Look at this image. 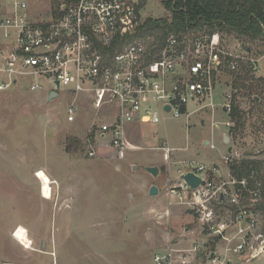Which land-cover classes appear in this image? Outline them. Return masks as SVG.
I'll list each match as a JSON object with an SVG mask.
<instances>
[{"label":"rangeland","instance_id":"rangeland-1","mask_svg":"<svg viewBox=\"0 0 264 264\" xmlns=\"http://www.w3.org/2000/svg\"><path fill=\"white\" fill-rule=\"evenodd\" d=\"M59 1L28 0L32 17L50 18ZM140 14L144 20L169 11L161 0H146ZM221 34L223 50L243 56L242 61L257 60L250 79L238 80L225 69L213 92V109L192 112L198 104L189 102L188 117L163 114L157 123L130 124L128 141L139 147L123 159L93 137L101 112L93 111L84 96L77 98L76 118L68 121V94L48 100L45 92L24 87L0 91V264H153V253L170 236L197 227L186 205H168L178 165L202 164L219 183L229 179L226 154L264 159V38ZM234 95L244 124L236 131H230L233 123L228 127L229 151L211 120L226 128L230 118L223 103ZM204 139H212L215 147L204 145ZM163 143L173 149L169 161L157 148ZM90 146L96 155L87 154ZM146 166H157L158 174L151 175ZM37 169L52 181L50 197L42 195ZM148 182L158 185L157 195L148 194ZM19 226L25 228L31 249L13 237ZM242 264H264V259Z\"/></svg>","mask_w":264,"mask_h":264},{"label":"built area","instance_id":"built-area-1","mask_svg":"<svg viewBox=\"0 0 264 264\" xmlns=\"http://www.w3.org/2000/svg\"><path fill=\"white\" fill-rule=\"evenodd\" d=\"M140 9L138 0H60L50 18L34 19L28 0H0V91L24 87L56 91L57 98L68 94V121L76 118L77 98L84 96L101 112L93 137L123 159L139 147L128 141L130 124L157 123L163 114L188 117L189 102L198 104L196 110L213 109V92L225 69L239 71L241 62L251 72L257 69V60L242 61L243 56L223 50L221 30L172 33L162 46L152 36L134 37L143 21ZM223 109L229 113L230 102ZM207 145L215 147L212 139ZM157 148L169 161L173 149L165 143ZM96 152L93 146L87 150L89 156ZM231 160L224 156L226 163ZM207 170L190 162L176 167L168 205H186L197 227L170 236L153 253V264H233L234 258L242 264L264 258V231L251 208L258 189L249 188L247 178L233 177L229 168V179L219 183ZM190 171L201 177L195 188L180 178Z\"/></svg>","mask_w":264,"mask_h":264},{"label":"trees","instance_id":"trees-1","mask_svg":"<svg viewBox=\"0 0 264 264\" xmlns=\"http://www.w3.org/2000/svg\"><path fill=\"white\" fill-rule=\"evenodd\" d=\"M169 11L168 16L146 17L137 28L134 37L152 36L162 46L169 34H183L192 30L236 33L251 39L264 38V8L262 0H161ZM146 0H138L141 8ZM53 12H56L54 10ZM262 24V25H261ZM131 38V37H130ZM239 71H231L238 80H246L251 73L248 63L241 62ZM250 79V78H249ZM230 131L243 126L241 109L235 95L230 100ZM76 144L79 140L73 139ZM68 142L66 150L69 151ZM231 175L236 178H247L248 187L258 189L252 209L259 215L264 231V159L245 157L232 159L228 163ZM253 175V177H252ZM248 199L246 200V203ZM219 207L235 210L226 203Z\"/></svg>","mask_w":264,"mask_h":264},{"label":"bare ground","instance_id":"bare-ground-1","mask_svg":"<svg viewBox=\"0 0 264 264\" xmlns=\"http://www.w3.org/2000/svg\"><path fill=\"white\" fill-rule=\"evenodd\" d=\"M36 177L41 181V191L44 197L51 196V179L43 169H37L35 173ZM13 237L19 242L24 248L31 249V242L26 234L24 227L19 226L15 231Z\"/></svg>","mask_w":264,"mask_h":264},{"label":"water","instance_id":"water-1","mask_svg":"<svg viewBox=\"0 0 264 264\" xmlns=\"http://www.w3.org/2000/svg\"><path fill=\"white\" fill-rule=\"evenodd\" d=\"M57 96V92L56 91H50L47 95V99L50 100L52 98H56ZM169 107L166 106V109H168ZM225 141H228V138L226 136ZM145 170L148 171L151 175L156 176L159 172V168L157 166H146ZM181 179H183L190 187L195 188L197 187L200 182H201V177L199 175H197L194 172H186L184 174H181L180 176ZM148 194L153 196V195H157L158 194V186L155 184H152L149 187L148 190ZM44 242L41 245V248H44Z\"/></svg>","mask_w":264,"mask_h":264},{"label":"crops","instance_id":"crops-1","mask_svg":"<svg viewBox=\"0 0 264 264\" xmlns=\"http://www.w3.org/2000/svg\"><path fill=\"white\" fill-rule=\"evenodd\" d=\"M223 94V93H222ZM224 97V96H223ZM224 99V98H223ZM195 103V102H194ZM197 108V107H196ZM196 108L192 111V112H195V110H196ZM196 111H199V110H196ZM227 121V120H226ZM212 122H215L214 121V119H212L211 120V128L212 129H218V130H220V139H221V142H223V143H225L226 144V146H227V149L230 151L231 149H232V137L230 136V134L227 132V129H228V127H226V128H222L221 126H220V124L219 123H216L215 122V127H213L212 126ZM226 136H227V138H228V141H225V138H226ZM207 142H208V139H204L203 140V144L204 145H207ZM208 146V145H207ZM227 150V151H228ZM228 151V152H229ZM232 151H234V149L232 150ZM233 153V152H232ZM229 154V153H228ZM182 161V160H181ZM181 161H179V162H181ZM149 165H151V164H149ZM219 166V165H218ZM226 166H227V168H228V164H226ZM219 167H221V166H219ZM221 169H222V167H221ZM217 172H218V170H216ZM215 172V171H214ZM222 172H223V169H222ZM150 185L149 186H151V182H148ZM158 186V185H157ZM158 192H159V187H158ZM185 230H188V228L187 229H185ZM26 249V248H25ZM264 259V258H263Z\"/></svg>","mask_w":264,"mask_h":264}]
</instances>
